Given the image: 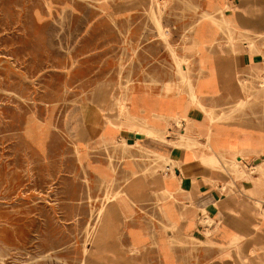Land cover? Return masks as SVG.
I'll use <instances>...</instances> for the list:
<instances>
[{"label":"rangeland","instance_id":"rangeland-1","mask_svg":"<svg viewBox=\"0 0 264 264\" xmlns=\"http://www.w3.org/2000/svg\"><path fill=\"white\" fill-rule=\"evenodd\" d=\"M203 12L195 0H0V264H137L119 240L125 220L114 223L123 217L117 203L131 197L128 168L164 179L158 174L171 159L142 149L145 135L134 132L138 143L128 146L135 140L110 143L84 125L90 111L103 109L112 128L107 117L118 116L120 96L134 93L133 107L146 90L188 94L167 41L196 83L195 54L206 50L199 28L215 18ZM255 78L240 82L248 101L222 109L223 121L264 119V77ZM163 124L171 136L185 130L182 120ZM244 168L233 161L236 179L264 175ZM196 242L172 244L189 254ZM111 244L122 258L110 254Z\"/></svg>","mask_w":264,"mask_h":264},{"label":"crops","instance_id":"crops-1","mask_svg":"<svg viewBox=\"0 0 264 264\" xmlns=\"http://www.w3.org/2000/svg\"><path fill=\"white\" fill-rule=\"evenodd\" d=\"M195 2L215 17L213 23L205 22L199 28L208 59L202 66L201 53L196 51L194 58V79L205 111L189 93L184 96L171 91L165 96L163 90H146V97H140L146 101V113L153 110V115H158L173 107L183 117L185 130L181 134L188 128L192 143L191 147L173 146L146 137V148L142 149L171 154L173 172L166 165L167 170L158 174L164 179L157 183L134 164L128 168L132 170L128 178L132 179L131 197L117 203L123 217H116L114 223L125 220L119 240L125 255L137 264H264V216L257 205L264 207V175L256 173L252 180H241L232 172L234 160L242 166L241 173L246 172L244 167L264 170V119L223 121L228 114L221 112L232 103L237 107L247 103L240 82L264 77V0ZM223 19L229 22L226 26L234 33V43L227 40ZM244 98L246 103L240 106ZM92 113L99 119L85 123L89 136L106 137L110 143L137 138L133 129L138 121L132 125L123 120L119 128L111 124L110 128L103 112ZM114 118L107 117V121ZM149 123L146 120V129ZM190 239L197 241V247L189 254L187 248L172 244ZM136 240L143 243L136 247ZM111 251V255L123 257L113 244Z\"/></svg>","mask_w":264,"mask_h":264},{"label":"bare ground","instance_id":"bare-ground-1","mask_svg":"<svg viewBox=\"0 0 264 264\" xmlns=\"http://www.w3.org/2000/svg\"><path fill=\"white\" fill-rule=\"evenodd\" d=\"M153 5V4H152ZM148 9V8H147ZM208 14V13H207ZM154 18V17H153ZM203 19V18H202ZM155 20H156V22H157V24H158V26H159V31H160V34H161V36L167 41V39H168V31L167 30H165V28H162L161 27V24H160V20L155 16ZM154 20V21H155ZM212 21V20H211ZM225 21V23H226V25H229V22L225 19L224 20ZM200 22V21H199ZM208 22V21H207ZM205 23V22H204ZM213 23V22H212ZM197 31V30H196ZM193 35H195V34H193ZM159 36V35H158ZM203 42V41H202ZM194 43V42H193ZM167 44H168V46H169V48H170V52H171V55H172V57H173V59H174V61H175V64H176V67H177V69H178V71H179V73L182 75V77L185 79V81L187 82V84H188V87H189V91H188V93H189V96L191 97V99L193 100V102L194 103H198L199 104V106L201 107V109L202 110H204L205 111V106L203 105V103L200 101V99H199V95H198V91H197V86H196V83H194L193 82V80L191 79L192 77H190L189 75H188V68H187V66H186V62H185V60L182 58V57H180L179 55H178V53H177V51L175 50V48H173L172 47V44L169 42V41H167ZM203 44V43H202ZM198 49V48H197ZM198 52V51H197ZM201 54V57H200V60H201V64H202V66H204V61L206 60V57L208 56L207 55V53H206V51L205 50H202L201 52H200ZM119 59H120V57H119ZM134 62V61H133ZM130 80V79H129ZM121 84V83H120ZM174 84V83H173ZM164 85V84H163ZM242 85V84H241ZM165 86V85H164ZM175 86H176V84H175ZM174 86V87H175ZM186 87V86H185ZM179 88V87H178ZM185 89V88H184ZM162 90V89H161ZM128 91H129V89H128ZM164 93H165V96H167V95H169V92H171V90L169 89V88H164ZM175 91V90H174ZM183 91V90H182ZM186 91H187V89H186ZM132 93V92H131ZM177 93H179V92H177ZM130 95V94H129ZM133 95H134V93H132L130 96H120V97H118L117 98V100H116V105H117V112H118V116H116L114 119H109V123L112 125V126H114V127H117V128H119L120 127V122L121 121H123V120H127V121H131V122H134V121H138V124L137 125H140L141 123V121L142 122H144L143 124H145L146 123V120L148 121L149 120V126L147 127V129H146V124L145 125H141V127L140 126H138V127H134V129H133V131L135 132V133H137V134H142V135H145V136H147V137H149V138H152V139H156V140H160V139H162L161 138V136L163 135V134H165L166 136H165V138H164V140H165V143H167L168 145H173V146H177V145H182V146H185V147H191V143H192V141H191V137H190V132L188 131V128H187V130H186V133H183V134H181V131H180V134L179 135H173V136H171V135H168L167 134V131L165 130L164 131V128H166V126H164V124H162L163 123V120L162 119H170L171 118V120L173 119V121L174 120H176L178 123L179 122H181V120L183 119V117L182 116H180L177 112H169L168 111V109H169V107L165 110V111H161L162 113H159L158 115H153L154 113H152L153 112V110H152V112H147L146 113V101H143L140 97H139V95H137V97H136V101H135V103H134V105H133V107H132V99H133ZM246 98V97H245ZM243 99V100H245V101H243L241 104H240V106H242V105H244L245 103H246V99ZM164 104V103H163ZM158 106V105H157ZM163 106V105H162ZM100 112H103V109H100L99 111H98V114L97 115H100ZM104 113V112H103ZM205 113V112H204ZM227 116V115H226ZM99 117V116H98ZM104 118V117H103ZM88 121L86 122L87 124H88V122H95L96 121V115H95V113H92V111H90L89 112V116H88ZM99 119V118H98ZM97 119V120H98ZM114 120V121H113ZM188 122H189V120H187ZM124 122V121H123ZM168 122V121H167ZM136 124V123H135ZM86 126V125H85ZM88 129H90L89 127L87 128V130ZM75 133V132H74ZM92 134V133H91ZM103 134V133H102ZM90 135V134H89ZM141 135V136H142ZM87 136V135H86ZM108 136V135H107ZM126 136V135H125ZM207 136H208V133H207ZM209 136H211V134H209ZM103 137V136H102ZM105 138V137H104ZM160 138V139H159ZM138 140V139H137ZM163 140V139H162ZM178 140V141H177ZM132 141V140H131ZM152 141V140H151ZM161 141V140H160ZM90 143V142H89ZM97 143V142H96ZM118 143V142H117ZM138 143V141H135V143H129V142H126V145H128V146H135L136 144ZM187 143V144H186ZM142 144V143H141ZM109 145V144H108ZM196 145V144H195ZM194 145V146H195ZM197 148V147H196ZM203 149V148H202ZM151 150V149H150ZM127 153H129V152H127ZM202 153V152H201ZM168 154V153H167ZM160 155H162V156H164V157H167L168 155H164V154H162V153H160ZM142 157H143V155H142ZM206 156H204L203 158H205ZM168 159H172V160H174V158H173V156L170 154L168 157H167ZM236 161V160H235ZM164 162V161H163ZM237 162V161H236ZM182 163V162H181ZM152 167V166H151ZM237 167H238V165H237ZM148 168V167H147ZM134 171V170H133ZM131 172H132V170H131ZM135 173V172H134ZM244 173V172H243ZM138 175V174H137ZM155 175L156 174H153L152 175V181H154V182H157V183H159L161 180H163V179H156L155 178ZM246 175V174H245ZM112 177V176H111ZM138 179V178H137ZM141 180V179H140ZM143 181L145 180V178L144 179H142ZM143 183V182H142ZM128 186H130V185H128ZM132 188V187H131ZM125 190V189H124ZM125 191H127V190H125ZM159 194V193H158ZM127 196V195H126ZM113 200H115V199H113ZM113 200H111V201H113ZM95 203V202H94ZM109 202H107V203H104L103 204V207H102V209H100V212H99V214H100V216H101V214H102V212H103V210H104V212H105V210L107 209L106 207H107V204H108ZM101 204V203H100ZM99 204V205H100ZM261 208V207H260ZM259 208V209H260ZM253 210V209H252ZM256 210V209H255ZM257 213V212H256ZM97 215H98V213H97ZM103 216V215H102ZM262 216V215H261ZM107 217V216H106ZM115 217H116V215H115ZM114 217V218H115ZM260 217V216H259ZM97 218V217H96ZM96 221V220H95ZM97 226V225H96ZM172 226H173V224H172ZM86 227V226H85ZM91 227V226H90ZM95 229V228H94ZM94 231V230H93ZM259 231V230H258ZM92 232V231H91ZM191 244V243H190ZM121 246V245H120ZM121 248V247H120ZM239 249V248H238ZM2 251V250H1ZM87 251V250H86ZM190 253V252H189ZM88 256V255H87ZM191 256V255H190Z\"/></svg>","mask_w":264,"mask_h":264}]
</instances>
